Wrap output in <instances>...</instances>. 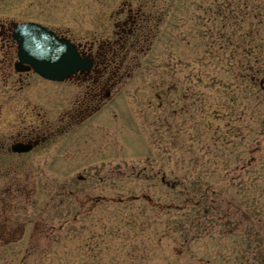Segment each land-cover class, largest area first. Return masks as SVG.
<instances>
[{"label": "rangeland", "instance_id": "374dc122", "mask_svg": "<svg viewBox=\"0 0 264 264\" xmlns=\"http://www.w3.org/2000/svg\"><path fill=\"white\" fill-rule=\"evenodd\" d=\"M120 1L111 0L113 14ZM207 1L153 0L156 17L164 12L157 37L131 53L132 76L112 79L98 114H75L93 84L27 77L16 95L0 88V264H264V93L259 105L249 93L230 105L200 82L194 103L173 92L175 115L164 124L169 114L155 97L161 81L186 90L191 77L222 76L191 33L196 2ZM221 104L243 120L212 121ZM27 124L52 128L50 141L6 156ZM172 181L180 185L170 189ZM193 182L192 193L207 189L206 218L190 208L197 199L184 189Z\"/></svg>", "mask_w": 264, "mask_h": 264}, {"label": "flooded vegetation", "instance_id": "af4514ba", "mask_svg": "<svg viewBox=\"0 0 264 264\" xmlns=\"http://www.w3.org/2000/svg\"><path fill=\"white\" fill-rule=\"evenodd\" d=\"M110 3L111 0H0L1 90L16 95L27 88V77L56 83L42 79L29 65L19 62L15 30L23 24H35L52 32L57 39L67 41L82 59L91 63L89 70L79 71L69 80L94 85L82 105L87 112L80 106L75 114L81 119L93 112L98 114L100 106L94 105L99 100L107 102L112 79L132 76L129 73L132 70L128 69L131 53L134 57L145 53V45L148 47L149 41L157 37L153 25L158 16L151 10L153 0H121L115 14ZM25 128V133L12 136L6 156L28 155L50 141L49 126L35 130L32 124H27ZM15 144L30 146L31 150L13 153L11 147Z\"/></svg>", "mask_w": 264, "mask_h": 264}, {"label": "trees", "instance_id": "16d2710c", "mask_svg": "<svg viewBox=\"0 0 264 264\" xmlns=\"http://www.w3.org/2000/svg\"><path fill=\"white\" fill-rule=\"evenodd\" d=\"M208 1L207 4L206 2H196V8L201 9L202 14L196 18L194 17V24L197 25L198 28H194L191 33L199 40L198 45L202 47L201 55L203 58L201 60L203 63L206 64V66L209 64L207 61L206 63L204 62L206 58L211 63V66L219 68V71L222 72V76L216 78L211 74L210 77L208 74L202 77V81L198 78L195 80L194 77H191L192 84L189 85L186 90L182 89V85L177 81L169 83L161 81L155 91V97L159 100V107L161 110L165 109L169 114L168 118L163 116V124L168 121L167 119L172 120L173 115H175L174 109H169L170 105L174 108L172 103L167 105L168 100L172 98L173 92L175 91L176 97H178L183 104H186L190 100L194 103L193 95H196V85L200 82L204 83V86L209 90H222L221 94L228 100L230 105H237V100L240 101L239 97H234L236 93H242L244 95L249 93L253 95L252 101L254 98L256 105L261 104L259 94L262 95L264 93V0ZM163 14L164 12H161L158 16V21ZM215 25H217V27ZM227 52V57L222 59L221 55H225ZM182 92L186 94L182 95ZM215 108L217 109L211 113L212 117H210L209 114V118L212 121L218 118H224V120L227 118L228 122L226 123L230 125L231 123L242 121L245 116L243 111L239 113L228 112V114L225 115L224 111L226 110L224 104H221V108L218 106ZM192 118L194 119L195 117L193 116ZM197 126L198 125H195L199 131ZM183 127L184 125L178 127V133L184 131ZM231 130L232 128L229 129V134ZM207 132H210L209 125ZM241 132L242 131L239 129L238 133L236 132V136L240 135ZM217 135L218 134H216V137ZM216 137L214 143L218 140ZM234 170L238 171L239 169ZM158 174H162L161 170L156 172V175ZM194 181L197 182V180ZM161 182H165V177L163 175H161ZM195 182L185 185L184 190L187 191V193H185L189 196V199H197V201L191 203L189 199H186V202L187 204L191 203L189 205H191L190 208L193 209L194 215L206 218L210 212L209 209L202 208V205L206 203L208 199L207 189L204 187L203 191L200 193L202 187H198L200 188L198 193H192V190H196L198 186L194 184ZM179 185L180 183H178V181H172L169 188L174 189ZM195 225L198 226L196 223ZM176 230H179L181 233L179 235L185 233V241H187L188 230L182 225L176 226Z\"/></svg>", "mask_w": 264, "mask_h": 264}, {"label": "water", "instance_id": "95a60500", "mask_svg": "<svg viewBox=\"0 0 264 264\" xmlns=\"http://www.w3.org/2000/svg\"><path fill=\"white\" fill-rule=\"evenodd\" d=\"M14 38L18 43V58L21 64L29 65L42 79L61 83L79 71L91 68L88 60L82 59L67 41L35 24H23L16 28ZM30 146L15 144L13 153H26Z\"/></svg>", "mask_w": 264, "mask_h": 264}]
</instances>
